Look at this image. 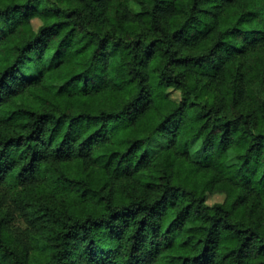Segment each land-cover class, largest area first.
I'll list each match as a JSON object with an SVG mask.
<instances>
[{
  "label": "trees",
  "instance_id": "obj_1",
  "mask_svg": "<svg viewBox=\"0 0 264 264\" xmlns=\"http://www.w3.org/2000/svg\"><path fill=\"white\" fill-rule=\"evenodd\" d=\"M0 264H264V0H0Z\"/></svg>",
  "mask_w": 264,
  "mask_h": 264
},
{
  "label": "rangeland",
  "instance_id": "obj_2",
  "mask_svg": "<svg viewBox=\"0 0 264 264\" xmlns=\"http://www.w3.org/2000/svg\"><path fill=\"white\" fill-rule=\"evenodd\" d=\"M40 25H41V21L39 19L31 20V26H32L34 31H36ZM170 97L175 99V100H178L179 99V93L171 92ZM222 200H223L222 196L215 195V196L208 199L207 204L211 206L215 203L221 202Z\"/></svg>",
  "mask_w": 264,
  "mask_h": 264
}]
</instances>
